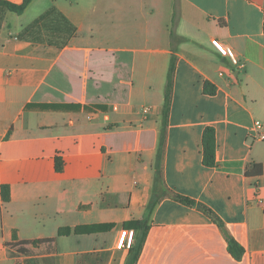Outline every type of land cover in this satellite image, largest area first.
<instances>
[{"label": "crops", "instance_id": "obj_1", "mask_svg": "<svg viewBox=\"0 0 264 264\" xmlns=\"http://www.w3.org/2000/svg\"><path fill=\"white\" fill-rule=\"evenodd\" d=\"M263 20L264 0H32L21 14L0 6V264H126L129 249L116 244L124 223L146 217L172 59L157 189L166 196L136 264H264V141L253 136L254 123L264 125ZM207 127L212 168L202 164ZM254 165L261 173L247 176ZM173 194L209 208L243 255ZM94 225L112 228L72 232Z\"/></svg>", "mask_w": 264, "mask_h": 264}, {"label": "trees", "instance_id": "obj_2", "mask_svg": "<svg viewBox=\"0 0 264 264\" xmlns=\"http://www.w3.org/2000/svg\"><path fill=\"white\" fill-rule=\"evenodd\" d=\"M32 0H22L19 4H13L6 1H0V6L6 7L9 11L21 14L23 11L27 8V6L30 4ZM263 31H264V20H263ZM174 71V59L171 60V65L168 70L167 74V87L165 90V96H164V105L163 110L161 114V131L159 134V140H158V146H157V152L155 156V161L153 165V171H154V187H153V193L151 196V199L149 203L147 204L145 208L146 217L139 219V220H131L123 224V227L128 230H133V241L129 248V255L126 261V264H136L141 245L144 241L146 232L148 230V218L152 214L155 207L158 205L160 200L166 196V193L159 194L157 192L158 186L162 182L161 180V174H160V162L162 159V153L164 149V142H165V130H166V123L168 118V112H169V105H170V93H171V80L172 75ZM204 92L213 95L214 89L212 87H209L208 85H205ZM80 108V106H77L76 108ZM94 108V107H93ZM95 108H100L99 106H95ZM84 110L91 111V108L84 107ZM202 164L203 166L207 168H212L215 166V133L214 130L210 127H207L204 129L202 133ZM56 170L61 171L62 166L59 162V160H56ZM261 173L260 165H254L253 169L250 171H247L246 175H258ZM9 188L7 186L1 187V197L4 202H7L9 200ZM172 198L186 206L189 207H197L198 210L203 212L206 216H208L221 230L223 235L225 236V239L227 241L228 251L234 258H240L243 255V249L237 244V242L229 235L227 230L225 229L224 223L218 218L217 215H215L209 208L206 206L196 203L194 200H191L188 197H184L178 194H173ZM112 228V225H94L89 226L86 228H75L72 230L73 233H85V234H92V233H99V232H105ZM71 233L70 229H67L65 231H60L59 235L69 234ZM20 250V248H19ZM22 250V249H21Z\"/></svg>", "mask_w": 264, "mask_h": 264}, {"label": "built area", "instance_id": "obj_3", "mask_svg": "<svg viewBox=\"0 0 264 264\" xmlns=\"http://www.w3.org/2000/svg\"><path fill=\"white\" fill-rule=\"evenodd\" d=\"M211 45L218 52V54L230 61V63L235 67H241L235 53L229 47H226L218 40L214 39L211 41ZM147 111V110H145ZM253 136L256 140L264 141V125L263 123L257 121L253 125ZM133 241V231L132 230H122L118 237L116 244L117 249H129Z\"/></svg>", "mask_w": 264, "mask_h": 264}]
</instances>
